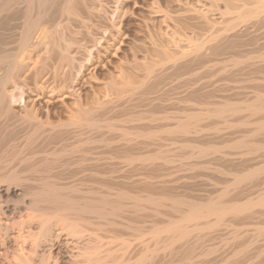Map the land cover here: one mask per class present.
I'll return each mask as SVG.
<instances>
[{"label": "bare ground", "instance_id": "1", "mask_svg": "<svg viewBox=\"0 0 264 264\" xmlns=\"http://www.w3.org/2000/svg\"><path fill=\"white\" fill-rule=\"evenodd\" d=\"M228 1L173 19L187 49L149 31L102 100L126 1L0 0V264H264V92L216 65L264 71V0Z\"/></svg>", "mask_w": 264, "mask_h": 264}, {"label": "rangeland", "instance_id": "2", "mask_svg": "<svg viewBox=\"0 0 264 264\" xmlns=\"http://www.w3.org/2000/svg\"><path fill=\"white\" fill-rule=\"evenodd\" d=\"M122 1L123 2L126 1L123 3V5H124L125 9L127 8V11H129L127 13V15L125 16V18H123L122 23H121V25H122L121 27L123 28V26H124L123 36L126 35L125 36L126 38L124 37V39H123V36L121 38L122 39V45L119 43V45H121L120 46V52H119V50L117 51V52H119V54H117V52L114 53V51H113L112 52L113 54H111V53H110V55L108 54V56H105V58L101 59L100 63L96 62L94 64L95 66L93 65L91 67V69H92V70L90 69L91 72L89 71L90 73H87V75L85 76V78H87L89 82L87 84H85L84 88L82 87V89L80 91L84 95L89 94V93H91L90 91H94V90L102 92L106 87V83L108 81H110L109 80L110 78H108L110 76V74L113 73V74L117 75L119 73L118 65L124 64L123 61H126V62L132 61L133 57H134V53L137 52L139 48H140L139 54H137L140 56L139 61H142V62L146 61L148 59V57L145 59V57L147 56V52H151L149 50H151L152 48H155V46H156V45H154L153 40H151L152 35L150 33H152V31H153L152 34L154 35L153 39H154V37H158V39L157 38L154 39L155 41H156V39L158 40L157 41L158 44L161 43L163 45V43H164V45H165V43H168V45H166V46L172 47L174 49V45H173L174 43L169 42L170 41L169 38L170 39H173V37L175 38V36L172 37V35H173L172 30L173 29L172 30H170V29H171V27L174 28L176 20L180 23H184V22H186V23L187 22L188 23L189 22H191V23H194V22L205 23L206 22L207 23L209 21V19L212 21H214V20L219 21L220 20V16H219L220 14L218 11L224 10L225 3L227 0L225 2H224V0H220L222 3H220V1H219L218 8L220 10H218L217 7L212 5L210 2H206L205 4H203L204 2L201 3L198 0H122ZM230 1H228V2H230ZM157 4H159V6H157ZM221 5H223V6H221ZM158 7H160V8H158ZM206 9L209 11H207ZM214 9H216L217 11ZM210 10H211V12H210ZM206 11L208 13V17L206 16L207 15ZM205 13H206V15H205ZM174 18L175 19L177 18V19L175 21H173ZM168 25H170V26H168ZM149 31H151V32L149 33ZM149 34L151 37L149 36ZM161 38L162 39L164 38L163 43L161 42V41H163ZM175 39L177 42H179L178 44L181 45L180 49H182L183 46H184V49L188 48V46L186 45L187 42H185V43H184V41L180 42L181 40H179L178 37ZM175 39H173V40L175 41ZM169 43H171L172 46H170ZM160 45H158L157 48H158V50L163 52L164 45L163 46H160ZM135 46H137L138 49H135V48H137ZM133 50L135 52H133ZM142 50L145 52L146 56H145V54L144 55L142 54V53H144ZM151 60H153V59L151 58ZM148 61H150V60L148 59L146 62H148ZM105 64H106V66H104ZM96 65H97V68H96ZM206 65H207V63L204 65L203 69H201L202 76H206L208 73V67H206ZM216 65L218 68L217 79H218V84L220 83V88H222L223 86H226L228 83L229 87L233 88V90H234V86L236 87L235 88L236 90L239 88L238 86H240V88L238 90L239 92H241V90H242V92H241L242 94L240 93V95L237 97L233 96V100H236V101H238L240 99L242 100V98L249 97L250 95H251L250 98H252L253 96H255V93L259 94L260 92L261 93L264 92V81H263L264 80V71L257 72V73L247 71V72H249V73H247L246 70H244L243 72L241 71V73L239 72L240 74L238 73L235 76V80L233 78L234 81H231L232 79H230L231 76L229 74L228 69H231L232 64L228 65V67H230V68L227 67L228 69L221 68L220 61ZM108 69H109V71H108ZM110 70H111V72H110ZM109 72H110V74H109ZM250 72L252 73V75L250 74ZM245 73H247V74H245ZM260 73H262V74H260ZM106 74L108 75V77ZM257 74H259V75H257ZM94 75H96L98 77L97 80H96V78H94ZM238 75H241V76H238ZM244 75L245 76L248 75V77L245 78V77H243ZM249 75H251V76L254 75L253 76L254 78L249 76ZM237 77H240V79L239 78L237 79ZM241 77H243L242 78L243 80H241ZM105 79H107L108 81H106ZM236 79H237V81H236ZM239 81H240V83H239ZM241 81H243V82H241ZM221 84H224V85L222 86ZM241 88H243V89H241ZM257 91H258V93H257ZM222 92L223 91H220V93L223 95V93H227V94L229 93L230 94L231 91H226V92L224 91L223 93ZM253 92H255V93H253ZM102 93H101V95L103 96L105 93H104V91ZM245 95H249V96H245ZM103 97H104V99H103ZM103 97H102V100H105L106 99L105 95ZM73 102H74V100H72V99L67 100V103H73ZM60 104H61V102H60ZM232 133H226L230 137L229 138L227 135H225L227 140L236 139L239 136V134H241V131H239V132H238V130H237V132L235 131L236 134L239 133L238 136L236 134L234 135V132H232ZM229 134H231L233 136H231ZM220 140L224 141V139H220Z\"/></svg>", "mask_w": 264, "mask_h": 264}]
</instances>
